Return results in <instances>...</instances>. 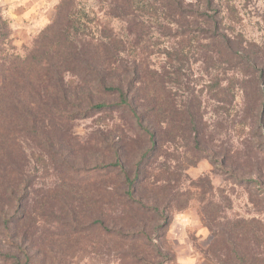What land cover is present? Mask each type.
<instances>
[{"label":"rangeland","instance_id":"rangeland-1","mask_svg":"<svg viewBox=\"0 0 264 264\" xmlns=\"http://www.w3.org/2000/svg\"><path fill=\"white\" fill-rule=\"evenodd\" d=\"M60 1L0 0V71L8 64L20 66L22 62L16 57L23 59L39 44L45 34L43 30L59 15ZM185 2L193 10L204 11L203 0ZM215 3L217 9L223 10L221 29L232 41L245 45L252 58L264 63V0H215ZM111 5L112 0H72L67 10L71 8L81 23L84 30L79 34L122 39L124 45L118 60L142 59L149 69L168 71L167 86L175 104L182 110L192 102L199 104L202 116L198 151L193 150L186 138L175 135L174 128L173 135L169 134L150 161V182L163 186L169 180L171 186V194L159 206V216L146 230L151 245H158L165 256L155 259L157 262L161 259L162 264H214L210 248L212 231L223 221L254 219L251 227L258 223L264 227V191L256 185L258 180L264 183V146H258L260 130L252 124L255 112L250 81L242 77V71L221 48L218 38H208L212 24L202 25L195 18L185 27L189 30H181V26L166 17L159 0H135L134 9L126 13L111 10ZM206 11L213 14V8ZM176 50L185 56L184 61L175 58L179 55ZM25 85L21 82L11 85L5 103L10 106L14 102L12 112L8 118L0 116V182L16 180L27 184L18 193L26 192L27 204L37 218L40 199L52 200L50 208L56 210L55 193L61 195L63 190L72 197L79 193L77 187L68 192L62 186L63 176L74 178L75 173L84 170L86 175L82 178L87 180L82 186L100 187V193H105L101 191L104 185L106 191L115 186L113 177H96L98 170L93 169L101 157L112 159L109 144L114 134V140L119 137L126 140L123 161L126 168L134 169L139 139L124 114L111 110L93 112L89 117L67 119L62 124L53 110L54 78L40 81L41 104ZM241 85H246L245 97L239 91ZM2 90L0 84V99L5 97ZM62 139H67L68 148H59ZM63 153L68 154L66 159L72 169L62 165ZM222 154L227 155L223 166L218 163ZM256 166L263 171L262 178L255 176ZM2 184L0 195L5 187ZM119 215L125 214L114 210L110 216ZM164 215L168 216L167 224L154 229V223H160ZM24 225L30 244L37 241L45 244L48 239L57 242L52 223L46 225L41 221L35 230L28 223ZM96 237L91 235L92 242L90 239L81 242L83 245L68 264H129L125 258L120 259V241ZM0 240L13 239L1 234ZM10 261L0 258V264H12Z\"/></svg>","mask_w":264,"mask_h":264},{"label":"trees","instance_id":"trees-1","mask_svg":"<svg viewBox=\"0 0 264 264\" xmlns=\"http://www.w3.org/2000/svg\"><path fill=\"white\" fill-rule=\"evenodd\" d=\"M71 1H60L57 6L59 15L43 30L45 34L39 44L23 59L16 57L22 62L20 66L8 64L0 71V84L5 94L0 99V116L8 118L12 112L14 102L10 106L5 103L9 98L11 85H19V82L27 84L25 86L34 92L41 104L39 83L41 80L44 82V78L53 77L55 86L52 94L56 104L53 110L62 124L67 119L89 117L93 112L111 110L124 114L139 139L136 145L137 159L133 170L126 168L123 161L126 140L119 136L114 140V134L109 144L112 159L101 157L99 164L93 169L98 170L96 177H113L115 186L106 191L107 186L104 185L101 191L104 190L105 193H100V187L82 186L81 183L86 185L87 180L82 178L86 175L84 170L75 173L74 178L67 179L63 176L65 180L62 186L67 187L68 192L77 187L79 193L75 197L71 193L64 194L63 190L61 195L55 193L56 210L50 208L52 200L40 199L37 201L38 218L31 211L30 204H27L26 192L18 193L27 184L16 180L1 181L5 187L0 195V235L13 240H0V258L10 259L12 264H40L41 261L42 264H68L71 256L83 245L81 242L89 240L91 235H101L120 241V259L125 258L129 264H162L161 259L157 262L155 258L165 256L158 245H151L146 230L155 222V217L159 216V206L171 194V186L169 180L164 181L163 186H155L150 182V161L161 150L174 128L175 135L186 138L193 150L200 149L202 116L199 104L192 102L190 107H184L183 110L175 104L167 86L168 71L149 69L147 64L142 63V59L118 60L119 51L124 45L122 39L112 35L102 38L79 34L84 29L71 8L67 10ZM112 1L115 7L111 5L110 9L123 13L133 10L135 6V0ZM203 1L204 11H199L191 9V4L185 0H159L163 2L162 11L166 17L181 26V30H189L185 27H188L192 19L195 21V18L202 25L212 24V33L208 38H218L221 48L242 71V77H247L250 81L255 112L252 124L260 130L257 144L263 147L264 63H260L257 57L252 58L245 45L232 41L229 34L221 29L223 10L216 8L215 0ZM212 8V15L206 13V10ZM180 50H176L179 55L175 58L182 62L185 56ZM46 90L44 87L43 91ZM239 91L243 97L248 94L246 85H241ZM20 118L23 122V118ZM43 124L42 122L41 125ZM58 146L68 148L67 139H62ZM67 156L68 154L63 153L61 161L65 169L69 170L72 165ZM226 158L227 155L222 154L218 163L223 166ZM256 168L255 176L262 178L263 171L257 166ZM263 184L261 180L256 182L258 190L264 191ZM114 210L125 214L124 217L110 216ZM41 221L46 225L52 223L57 242L48 239L45 244L37 241L32 245L26 240L29 236L23 228L26 226L24 224L28 223V227L35 230ZM251 221L254 219H227L212 231L210 248L214 254V264H264V227L259 223L255 228L251 227ZM167 222L168 216L164 215L160 223H154V229Z\"/></svg>","mask_w":264,"mask_h":264}]
</instances>
